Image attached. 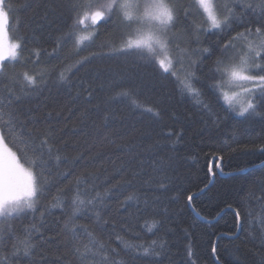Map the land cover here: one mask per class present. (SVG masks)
<instances>
[{
    "label": "trees",
    "instance_id": "16d2710c",
    "mask_svg": "<svg viewBox=\"0 0 264 264\" xmlns=\"http://www.w3.org/2000/svg\"><path fill=\"white\" fill-rule=\"evenodd\" d=\"M67 2L5 0L14 35L26 41L21 59L5 62L7 73L22 79L20 74L27 72L36 75L39 81L38 74L43 72L46 79L37 90H28L27 95L19 92L18 84L14 86L23 97L19 102L22 113L30 112L37 127H50L65 154L69 158L78 157L71 171L93 173L100 191L104 190L105 182L113 185L121 177L132 180L130 187L110 193L103 215L115 222L118 233L124 221L129 220L132 234H125L128 240L166 241L162 255L156 258L158 264H264V248L251 239L252 232L259 233L244 223L246 209L254 216L261 213L258 201L264 197V151H261L264 108L258 115L244 117L227 112L226 102L221 98L218 103L208 87L213 83L210 70L220 55L219 43L227 39V34L213 35L202 29L197 42V35L185 30L188 22H181L178 35L182 47L190 50L208 47L215 53L203 57L198 51L192 53V59L196 60L192 70L200 77L197 86L203 92L194 97L182 92L176 79L163 74L157 66L146 64L136 56L112 54L111 48L118 47L120 39L119 29L112 24L97 25L93 42L85 41L79 55L74 41H62L57 47L58 38L71 23ZM193 19L200 22L198 17ZM86 23L87 28L78 27L82 30L92 27L90 22ZM203 27L208 25L204 23ZM242 42L236 41L238 49ZM53 49L56 51L51 56L46 54ZM33 50H39L38 60ZM83 56L90 57L91 62L66 72L71 86L58 83V72L75 65ZM177 74L180 75L178 69ZM6 83L13 86L0 76V94L4 93ZM121 89L130 90L137 103L153 108L159 116L136 107L128 98H113ZM198 100L207 102L209 108H204ZM216 157H223L219 167ZM49 166L54 172L69 170L63 164L58 169L55 161H50ZM154 168L162 171L154 172ZM135 172L165 178V188H160L156 180L144 184L140 177L133 179ZM72 178V175L63 177L60 184H67ZM130 193H136L140 200L125 206L122 201ZM54 194L55 186L41 198V203H52L50 198ZM189 194L193 195L191 205L187 201ZM144 200L148 201L147 206ZM234 210L241 212L243 225L238 238H233ZM63 218L61 209L51 208L45 214L41 233L55 239L38 243L32 260L21 257L17 264H78L65 239ZM153 219L159 224L149 232L144 221L151 223ZM32 222L41 224L39 213L35 221L32 216L13 221L18 233ZM79 222L94 229L112 247L122 248L120 241L110 238L111 226L102 233L90 219ZM34 239L40 238L34 234ZM82 240L87 242V237L82 236ZM12 242L10 235L9 247ZM189 247L191 258L187 255ZM121 256L128 264H148L125 251ZM0 264H5L3 255Z\"/></svg>",
    "mask_w": 264,
    "mask_h": 264
},
{
    "label": "snow or ice",
    "instance_id": "6c2138e0",
    "mask_svg": "<svg viewBox=\"0 0 264 264\" xmlns=\"http://www.w3.org/2000/svg\"><path fill=\"white\" fill-rule=\"evenodd\" d=\"M67 8L71 13V23L68 30L57 41V47L62 41H74L77 55L83 50L85 41L93 42L98 29L97 25L112 24L119 29V46L112 47V54L132 55L143 60L146 64L157 66L163 74L172 76L179 83L182 92L194 97L203 95L197 85L200 77L193 71L196 60L192 53L197 52L201 57L204 54L214 55L212 49H189L182 47L179 37L181 22L187 21L185 29L190 35H197L203 29L204 33L213 35L227 34V39L219 43L220 55L215 59L209 84L212 95L219 103L221 98L227 104L225 111L235 112L238 116L258 115L264 108V0H68ZM239 9V11H238ZM8 11L5 10V0H0V76L11 81L13 86L4 84V93L0 94V255H3L5 264H17L21 257H28L31 261L35 256L38 243L52 240L55 237H46L41 233L45 214L51 208L62 210L63 232L65 239L71 245L78 264H128L121 256V252L148 261V264H158L165 249L166 241L153 239L150 243L136 242L125 238V234H132L130 221L125 220L121 233L116 232L115 222H110L103 215L105 200L113 191H120L130 187L132 180L121 177L113 185L105 182L103 191L94 183V174H75L71 171L78 157L69 158L58 146L54 132L50 127H37L35 118L29 113H22L19 102L23 97L17 93L15 85H19V92L25 95L28 90L35 91L40 84L46 83L45 73L36 75L27 72L20 74L22 79L7 73L5 63L18 62L26 50V41L13 40L8 31ZM198 17L200 22L193 19ZM90 22L92 31L86 34L78 26L88 27ZM208 25L207 28L203 24ZM238 29H243L240 31ZM213 30H215L213 32ZM244 43L237 48L236 41ZM46 53L51 56L55 53ZM36 60L39 59V50H33ZM96 55V54H93ZM187 60V63H186ZM91 62V58L83 56L75 65L66 66L59 71L57 82L72 84L69 75L71 68H79ZM177 69L180 75L177 74ZM183 77V78H181ZM227 89H235L228 91ZM92 92H88L91 97ZM245 96L246 102L237 104L236 98ZM128 98L138 108L159 116V112L151 107H144L137 103L128 89L116 92L113 98ZM204 108H209L205 101L198 100ZM49 115H51L49 113ZM264 151V147L261 148ZM219 161L223 157L214 158ZM50 161L56 162L59 169L63 164L68 171L54 172L49 166ZM211 171V169H209ZM223 169L221 168V171ZM154 172L162 169H153ZM72 175L67 184L61 185L63 177ZM140 177L144 184H151L156 180L160 188H165L164 179L160 176H142L140 172L133 173V179ZM56 187V194L51 196L52 203L42 204L41 198ZM140 197L130 193L122 201L128 206L129 202H138ZM193 195L187 196L191 205ZM261 213L254 216L250 209L244 213V223L252 232L251 239L264 248V197L259 198ZM145 206L148 201L144 200ZM230 207V206H229ZM39 213L41 224L36 222L22 228L18 233L14 227V220H21L25 216H32L35 221ZM15 214V217L13 216ZM235 235L243 227L241 212L234 210ZM92 220L100 232H107L111 226L110 238L120 241L122 248L117 249L102 240L96 231L80 220ZM159 221L153 219L151 223L144 221V226L151 232L157 228ZM39 236V241L34 239ZM12 243L8 246V237ZM21 236L23 238H21ZM87 237V242L82 240ZM7 249V251H5ZM212 252H216L215 246ZM187 255L191 258L189 247ZM218 259V258H217ZM191 264V262H190Z\"/></svg>",
    "mask_w": 264,
    "mask_h": 264
},
{
    "label": "rangeland",
    "instance_id": "374dc122",
    "mask_svg": "<svg viewBox=\"0 0 264 264\" xmlns=\"http://www.w3.org/2000/svg\"><path fill=\"white\" fill-rule=\"evenodd\" d=\"M5 10L7 11L6 7H5ZM7 27H8V31H9V35H10V37H11L13 40L18 39V37L15 36L14 33H13V31H12V28H11V25H10V18H9V15H8V25H7ZM83 31H84V33L86 34L88 31H92V27H89L88 29H83ZM243 43H244V41L241 43V45H242ZM241 45H240V46H241ZM226 90H228V91L231 92V91H233V90H235V89H227V88H226ZM236 102H237V104H243V103L246 102V97L243 96V95H241V96H239V97L236 98Z\"/></svg>",
    "mask_w": 264,
    "mask_h": 264
}]
</instances>
